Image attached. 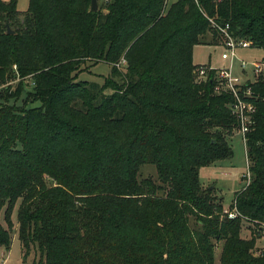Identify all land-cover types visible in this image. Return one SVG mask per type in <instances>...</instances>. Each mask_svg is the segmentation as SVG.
Returning <instances> with one entry per match:
<instances>
[{
  "label": "trees",
  "instance_id": "1",
  "mask_svg": "<svg viewBox=\"0 0 264 264\" xmlns=\"http://www.w3.org/2000/svg\"><path fill=\"white\" fill-rule=\"evenodd\" d=\"M90 4L29 0L19 14L0 0V248L18 202L33 264H214L216 250L220 264H264V77L247 85L250 179L229 219L199 170L232 156L233 97L215 90L214 70L198 78L192 58L211 21L264 49V0ZM100 61L111 65L102 84L77 79ZM148 164L157 180L140 177Z\"/></svg>",
  "mask_w": 264,
  "mask_h": 264
},
{
  "label": "rangeland",
  "instance_id": "2",
  "mask_svg": "<svg viewBox=\"0 0 264 264\" xmlns=\"http://www.w3.org/2000/svg\"><path fill=\"white\" fill-rule=\"evenodd\" d=\"M3 2H9L10 0H1ZM16 9L19 14H23L27 8L29 0H15ZM177 0H166L167 5L176 2ZM104 0H98V5H101ZM214 30V31H213ZM201 42L197 43L193 47V63L199 66H207L214 69H228L231 66V73L233 77H238L242 83L253 81V66L252 63L264 60V49L256 46L249 47H237L235 49V58L232 63L229 60L221 58V54L225 50L223 37L219 31L212 24V30L208 31L206 35L201 38ZM240 61H245L247 66L245 72L241 70ZM83 70L78 73L77 79L97 82L102 84L104 78L110 73L111 65L100 61L97 63L86 62L82 65ZM264 77V70L259 74ZM28 87L31 86V81H28ZM28 88V89H29ZM110 90H106V93ZM24 93L21 95V99L24 98ZM21 99L16 103L21 104ZM39 101H35L30 106H38ZM226 139L232 150V156L226 159L218 160L214 164L201 167L199 170V179L203 187L214 188V192L218 199H222L223 210H229V206L237 191L241 190L245 184V174L247 172V160L245 154L244 144L241 137L237 133V129H232L226 135ZM151 176L154 180H157L156 168L153 165H144L140 170V177ZM17 206L16 203L13 212L11 214V221L13 223L12 241L10 248H0V264H33L34 260L38 259V253L35 247L30 246L27 257L23 258L21 243L16 231L17 228ZM0 221L3 226H6L4 220V209L0 212ZM251 228L245 224L242 230V237L249 238ZM256 247L264 248V240L257 239ZM219 263V250L215 252V262Z\"/></svg>",
  "mask_w": 264,
  "mask_h": 264
},
{
  "label": "built area",
  "instance_id": "3",
  "mask_svg": "<svg viewBox=\"0 0 264 264\" xmlns=\"http://www.w3.org/2000/svg\"><path fill=\"white\" fill-rule=\"evenodd\" d=\"M211 22L215 26V28L219 31L220 35L223 37V41H224L223 45L226 47L224 52L221 54L222 59L229 60L232 63L233 59L235 58V49L237 47L246 48L251 45V41L234 36L229 31L228 24L222 26L214 23L213 21ZM124 63L125 60L121 59L117 65ZM246 66L247 63L245 61H240V67L243 72H245ZM252 66L254 72L253 81H255V78H257V76H259V74L264 70V61L254 62L252 63ZM210 70L213 69L207 66H199L196 68L195 72L198 78L202 79L208 76V72ZM214 71H215V80L217 81L215 90L226 91L233 97V101L230 104L231 113L235 116L237 120V128H236L237 133L242 139L246 154V135L250 131L251 124L254 122L253 117L256 111V105L253 102H250L249 100L246 99V97H250L251 94L250 87L247 86L248 83H250V81L242 83L238 77H233L231 73V66H229L228 69H214ZM244 176L247 184L250 179L248 169ZM224 212L227 214V217L229 219H234L237 216H240L236 207H233L232 209L229 210L225 209ZM258 234H259V239L264 240V226H261Z\"/></svg>",
  "mask_w": 264,
  "mask_h": 264
},
{
  "label": "water",
  "instance_id": "4",
  "mask_svg": "<svg viewBox=\"0 0 264 264\" xmlns=\"http://www.w3.org/2000/svg\"><path fill=\"white\" fill-rule=\"evenodd\" d=\"M98 9V2L97 0H91L90 4V10L91 11H96ZM7 28V33L12 34L14 31L10 29L9 25H6Z\"/></svg>",
  "mask_w": 264,
  "mask_h": 264
}]
</instances>
